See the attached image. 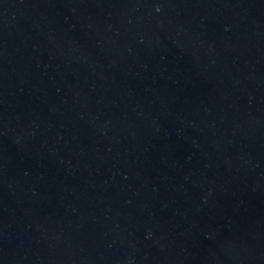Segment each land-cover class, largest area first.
<instances>
[{"label": "water", "instance_id": "obj_1", "mask_svg": "<svg viewBox=\"0 0 264 264\" xmlns=\"http://www.w3.org/2000/svg\"><path fill=\"white\" fill-rule=\"evenodd\" d=\"M0 264H264V0H0Z\"/></svg>", "mask_w": 264, "mask_h": 264}]
</instances>
